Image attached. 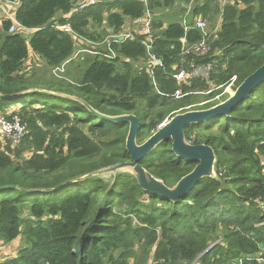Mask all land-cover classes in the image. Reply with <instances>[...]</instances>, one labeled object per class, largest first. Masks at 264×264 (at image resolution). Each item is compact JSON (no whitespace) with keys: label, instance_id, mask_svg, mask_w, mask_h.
<instances>
[{"label":"trees","instance_id":"16d2710c","mask_svg":"<svg viewBox=\"0 0 264 264\" xmlns=\"http://www.w3.org/2000/svg\"><path fill=\"white\" fill-rule=\"evenodd\" d=\"M3 1L15 4L20 27L10 34L11 20L0 17V115L19 118L25 135L17 144L0 139V241L13 250L3 251L0 264L264 261V80L227 115L185 127V141L210 147L215 161L214 177L184 197L149 194L129 172L96 174L131 162L128 123L100 116L136 117L140 145L175 115L216 105L198 106L232 78L235 90L264 64V0L215 5L220 26L209 33L196 29L195 19L210 21L214 0H180L193 4L188 23L167 27L154 13L174 0H113L81 11L75 0ZM147 14L149 35L105 43L104 35L121 34L126 21ZM201 41L209 47L211 74L178 86L172 75L199 62L183 51ZM29 51L55 79L53 70L81 66L76 88L46 81L44 70L28 71ZM147 51L160 65L147 63ZM195 165L176 157L170 140L137 162L169 189Z\"/></svg>","mask_w":264,"mask_h":264},{"label":"water","instance_id":"95a60500","mask_svg":"<svg viewBox=\"0 0 264 264\" xmlns=\"http://www.w3.org/2000/svg\"><path fill=\"white\" fill-rule=\"evenodd\" d=\"M264 80V64L243 80L236 88L234 94L215 107L201 111H190L177 114L169 121L162 123L157 130L142 144L137 145L135 137L139 128L138 119L131 115L115 118L100 116L109 122H127L128 133L125 141L126 151L131 159L130 163L105 169L96 174L115 173L117 171L129 172L133 175L139 186L145 192L176 201L188 193L197 182L205 177H214L213 164L214 153L206 145H191L184 139V129L194 124H203L215 117L227 115L230 108L238 101L246 98L251 90ZM94 113V112H93ZM96 114V113H95ZM165 140L171 141V150L174 155L187 162L196 163L193 170L183 177L174 188L169 189L161 182L154 180L143 169L137 166V162L150 153L159 143Z\"/></svg>","mask_w":264,"mask_h":264},{"label":"built area","instance_id":"2783aa9c","mask_svg":"<svg viewBox=\"0 0 264 264\" xmlns=\"http://www.w3.org/2000/svg\"><path fill=\"white\" fill-rule=\"evenodd\" d=\"M113 0H78L75 1L74 6H78L79 11L83 10L87 6L94 5L96 3H106L111 2ZM4 2L3 0H0V3ZM77 2V3H76ZM0 17H1V8H0ZM9 20H11L12 25L9 28V33H14L16 30L20 27L19 24L15 21V19L10 16L8 17ZM150 20L151 17L149 14L143 19L137 21L141 25V33L143 35H149L150 34ZM205 27V24L201 20H197L195 23V28L199 31L203 32ZM58 29L65 31L67 33L71 34V30L66 26L62 25L58 27ZM120 41L125 39H133L134 36L131 34H124L120 37H118ZM149 41V40H148ZM141 44L146 47L147 50L150 49V45L146 41H141ZM209 47L206 45L205 41H201L199 44L194 45L189 50L183 51V55H188L189 53L192 54L199 60L198 63H191L189 65V70L186 71L185 69H181L176 74L172 75V77L176 80L177 85L186 84L187 81L191 79H207L209 75L212 72L213 64L208 61V54ZM80 53V52H79ZM93 54V53H89ZM148 54V61L147 63L156 66L160 65V61L152 54H150V51H147ZM181 62L184 63V59H181ZM63 67V66H62ZM60 67L58 69L53 70V73L55 76L58 77V73L63 72V68ZM235 79V78H234ZM25 135V126L21 124L19 118L13 117L12 119H7L5 116L0 115V139L3 141H10L12 144H17L21 141V139Z\"/></svg>","mask_w":264,"mask_h":264},{"label":"rangeland","instance_id":"374dc122","mask_svg":"<svg viewBox=\"0 0 264 264\" xmlns=\"http://www.w3.org/2000/svg\"><path fill=\"white\" fill-rule=\"evenodd\" d=\"M75 1H78V0H75ZM174 1H175V3H174L172 8L160 9L154 13V19L163 22L164 27H167L171 23H182V22H184L186 24L188 23V20H189L188 14L190 13L191 8L193 7V4L185 6V5H183V2H181L180 0H174ZM204 2H205V0H197L194 4L197 3L196 5H201ZM231 2H232V0H214L211 3V4H213L212 9H214V11H213L214 13L213 12L211 13L210 21H204L205 27H204L203 32L209 33L211 31V29L213 28V26H214L213 32H215L220 26V14H219V12H217L215 5H217L218 8H221L225 4L231 3ZM0 8H1V13L3 11H6L8 13L5 6L0 5ZM183 9H184V11H182ZM197 20H198V18L195 19V21H197ZM97 32L100 33L99 30H97ZM101 32H102V30H101ZM104 36H105V38H104L105 43H108V40L110 39V37L106 36V35H104ZM101 46H103V45H101ZM73 64H75V62ZM80 68H81V66H80ZM80 68L77 70V72L80 71ZM37 72H38V74H40L39 71H37ZM73 80H75V77L73 78ZM235 80H236V78L235 79L232 78L230 83L222 90L221 94L217 95L213 99H210V100L204 101L203 103H200L198 106L204 107V106L211 105L213 103L218 102L216 105L212 106V107H215L217 105H220L224 101H226V100H224L225 98L229 99L234 94V91L236 90V89L233 90ZM66 84H68V83L64 82V85H66ZM75 85L76 84L74 82H72L70 87L74 89V88H76ZM74 91H75V94H78V89H75ZM56 95L61 96V94H57V93H56ZM205 95H207V93H205ZM212 107H210V108H212ZM210 108H207V109H210ZM2 114H4V113H2ZM131 116H133V115H131ZM85 132H86V129H85ZM16 244H17L16 249H18L19 247L21 248L23 246L21 240H16ZM9 248H10V246L8 247L2 241H0V260L1 261L4 259L5 256L8 255V254H4L5 252H3V251H5ZM8 251L11 252L13 250L9 249ZM258 261L260 262V264H264V261L262 259L258 260Z\"/></svg>","mask_w":264,"mask_h":264},{"label":"crops","instance_id":"0c3cea01","mask_svg":"<svg viewBox=\"0 0 264 264\" xmlns=\"http://www.w3.org/2000/svg\"><path fill=\"white\" fill-rule=\"evenodd\" d=\"M81 1V0H80ZM83 1H86V0H83ZM0 5L2 6H5V8L7 9L8 13L6 11H3L1 13V17H10L12 16L13 17V9H14V5L15 4H11V3H8V2H1ZM151 18H153L152 16H150ZM137 21L139 20H136V21H126L124 27H123V31L121 34H118V35H115V36H112L110 37L109 40H111L112 38L118 36H122L124 34H131L133 36V34H136V35H143L141 33V25L140 23H138ZM141 21V20H140ZM163 23V22H162ZM182 25H186V23L182 22L181 23ZM32 32V31H31ZM27 34H29L28 32H26ZM25 67H27L28 71H39L40 73L44 70V62L35 54H33L31 51H29V54H28V60L27 62L25 63ZM63 70H64V66L62 67ZM79 65L78 64H73L72 67H66L65 68V74L60 76L61 73H58V78L62 77L61 80H58V78H53L52 76H50L47 72V76H46V80L48 82H52V83H57V82H61V83H72V82H75L77 83V81L79 80L78 78V75L81 71V68H80V71L77 72V70L79 69ZM31 73V72H30ZM29 76V75H28ZM60 76V77H59ZM75 77V80H73V78Z\"/></svg>","mask_w":264,"mask_h":264}]
</instances>
